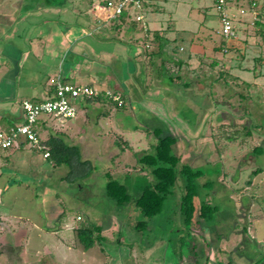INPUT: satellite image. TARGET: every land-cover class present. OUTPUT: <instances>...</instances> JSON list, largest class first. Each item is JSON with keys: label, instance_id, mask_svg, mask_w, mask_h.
Returning a JSON list of instances; mask_svg holds the SVG:
<instances>
[{"label": "rangeland", "instance_id": "rangeland-1", "mask_svg": "<svg viewBox=\"0 0 264 264\" xmlns=\"http://www.w3.org/2000/svg\"><path fill=\"white\" fill-rule=\"evenodd\" d=\"M61 1L67 5L74 2L79 8L84 6L81 9L83 14L92 13L88 12L91 0ZM93 1L101 4L105 0ZM58 7L61 11V6ZM142 12L145 16L143 21H135L134 15L104 20L105 14L99 12L101 21L106 22V29L113 32L114 38L132 43L128 51L131 55L140 50L143 64L137 65L133 78L123 82L119 60L123 59L122 53L127 54L124 47L119 46L118 54V44L114 40L100 39L85 32L82 43H78L74 53H81L84 47L89 52L86 66L83 67L86 75L84 78L69 79L76 84H89L119 94L125 92L126 87L132 90L133 83L136 88L134 100L123 99L124 103L121 104L108 97L93 99L85 107L83 102L77 115L66 122L48 114L39 117L40 122L45 119L49 125L48 130L37 128L40 138L46 139L52 133L62 136H67V131L73 133V140L78 141L74 144L81 148V153L83 151L82 157L93 163L92 172L87 171L85 175L77 177L68 164L55 166L44 156L43 150L30 143L18 148L0 147V211L5 209L6 215L16 217L14 219L23 216L30 221L28 241L24 240L20 245H0V264H124L123 260L126 264H132L128 257L124 259V248L131 251L133 264H185L187 257L193 256L190 251L193 244L202 248V255H215L210 261L205 257L200 259V264H212L216 259L225 264H235L231 256L241 255L236 253L230 240L235 235L229 222L224 221L223 225L214 217L191 228L185 226L180 210L185 178L180 173L163 210L151 218L144 216L135 202L136 198L144 187L154 184L157 179L139 159L144 153L153 152L157 138L151 137L146 124L142 125L146 116L138 111V104H145L148 109L159 112L149 120L152 129L161 127L165 134L177 138L173 151L182 158L179 168L186 163L201 171V176L196 180L198 195L195 199L198 207L204 202L212 206L221 205L220 194L217 193L236 190L240 193L239 198L242 197L241 202L249 199L243 197L246 192L256 193L258 198L254 203L256 207L259 205V209L264 183L254 178L251 172L252 169L264 167V157L257 158V154L255 158L251 157L254 146L264 144V0L228 2L227 13L235 33L232 38L223 36L224 24L216 0H150ZM39 14L46 19L52 15L44 8L39 10ZM34 17L31 15L27 23L36 20ZM122 18L124 22L120 20ZM84 20L85 26L92 21L88 18ZM69 21L75 23L77 18H70ZM45 25L43 28L54 27L52 22ZM149 28L164 32L168 28L171 31L173 28H186L190 32H197L195 42L201 45L191 51L189 64L179 68L177 62L181 59L177 55V48L181 43L187 46L191 36L175 44L176 35L165 32L169 46L164 42L165 47L158 49L154 38L147 39ZM61 29L65 27L62 25ZM184 47L178 52L185 55L188 49L184 50ZM242 58V67H230ZM214 60L217 63L213 64ZM58 61L56 57L49 63L52 69L46 68L45 76L49 74L52 83L49 89L51 93L59 70L52 65H57ZM159 68V73L166 76L164 81L167 82L163 84L164 87L160 84L161 88L157 90L159 84L153 73H158ZM143 74L151 76L149 83L143 82ZM196 74L201 76L202 83L195 81ZM169 76L178 78L174 85ZM186 82L189 84L187 91L173 88H186ZM28 97L29 100H36L29 94ZM150 98L158 100V107L147 104ZM20 137L23 138L22 135ZM65 139L72 144L70 137ZM79 168L88 170L85 166ZM108 173L126 185L131 195L128 202L118 204L107 195ZM56 206L59 210L65 208V219L74 225L101 226L105 239L98 241L94 233L90 236V239H95L94 246L86 254L80 247L75 259L68 256L64 259L63 255L61 258L55 252L40 254L43 242L37 235L38 228H41L38 223L46 225L52 221V210ZM141 220L147 221L143 228L138 227ZM33 222L36 226H33ZM56 223L53 221L50 224ZM196 227L199 230H195ZM243 248V258H237V261L247 264L246 255H251V252L247 246Z\"/></svg>", "mask_w": 264, "mask_h": 264}, {"label": "crops", "instance_id": "crops-1", "mask_svg": "<svg viewBox=\"0 0 264 264\" xmlns=\"http://www.w3.org/2000/svg\"><path fill=\"white\" fill-rule=\"evenodd\" d=\"M101 2L102 1H100V3ZM85 4L88 3L86 2ZM97 5L98 2H94L93 0H91L88 12L92 13L91 15H89L87 13L83 14V11L81 9L82 7L84 8V6L79 8V6L74 4V2L72 3V5H67V3L63 4L61 0H0V130H6L24 121L22 102L24 100H29L27 99L29 98L28 94L36 100L44 99L50 95L51 92L49 91V89L52 86V83L50 82L49 74H47L46 76L45 74L46 68L50 67L49 65H51L49 64L51 60L56 59V57L59 59L57 65H52L53 68H59L56 75H62L68 80H71V78L73 79L75 77L84 78V75H86V71L83 67L86 66L85 61L88 58L87 55L89 54V52L85 51V47L82 48V51L79 54L74 53V50L77 49L78 43L80 41L82 43V34L85 32L89 33L91 36H98L100 39L114 40L118 44V52L120 51L119 46L124 47L127 51V54L122 53L123 57L121 58L123 59L119 60V65L123 74V82L129 81L131 77H134L137 65L142 62L141 59L143 60L140 55V50L136 51L137 54L131 55V53L128 51L130 50L129 45H132V43L114 38L115 36L114 34H112L113 32H110L109 29H106V22L101 21V16L99 12H97V10L95 9ZM56 6H61V11L60 8H56ZM43 8L52 13V15L47 19L40 17L41 14H39V10L42 11ZM38 14L39 19L37 20ZM31 15H35L34 19L36 20L27 23ZM70 18H77V22H70ZM87 18L90 20L92 19V21L89 22L87 26H85L84 19L87 20ZM120 20L122 22L125 21L124 18ZM48 22H52L54 24V27H48V29L43 28L44 25ZM62 25L63 27H65V29H61ZM83 26L87 29H84ZM165 32H172L176 35V40L174 42L175 44L181 43V41L184 42V38L188 39V35L191 36L189 37L187 46L184 47L183 43H181L180 48H177V55L181 59L177 62L178 67L182 68L184 66H187L191 61V51L198 47L200 44H197V41L195 42V35L197 34V32H190V30L186 28H173L172 31L168 28ZM165 32L160 29L158 30L157 28L151 31L149 28L147 30V39L150 40L151 38H154V42L158 43V49L165 47V45L169 46V43H167L168 40L164 36ZM58 34H60V36L57 37ZM198 41L201 42V39H198ZM183 47L185 48L184 50L188 49V53H185V55L184 53L181 54L178 52L179 50L182 51ZM222 50H225L224 47L222 48ZM118 54H120V52ZM233 61L235 60L233 59ZM165 63H167V61H165ZM215 63H217V60L213 61V64ZM234 66L242 67L243 58L241 61H237L235 65H231L230 67ZM40 69L42 70V72L40 71ZM50 69H52V67H50ZM159 70L160 68L158 69V73H153L159 84L157 90L161 88V85L162 87H164L163 84L167 82L164 81V78L166 76L159 73ZM41 74H43L42 77L40 76ZM153 74L150 73V75ZM196 75L197 76H195L194 78L195 81L198 84L202 83L201 76H199L198 74ZM172 77L173 76H169V78ZM150 78L151 76L148 77V74H143V82L149 83L148 80L150 81ZM176 79L178 78H172V85L176 83ZM131 84V87H133L132 90H129L126 87V90L124 92L119 86L121 84L118 83V88L122 91L121 94L123 95L125 101L127 99L134 100L133 94L136 88H134L133 83ZM184 86H186V88L176 86H173V88L187 91L189 84L186 82ZM147 102L148 105H153V107H158L159 105L158 100L156 99L154 100L150 98V100H148ZM87 103L89 102L87 101L84 103V107L87 105ZM138 108V111L142 112L146 116V118H144L145 123H143L142 125L145 126L146 124V128L150 132L151 137L155 136L154 133L151 134L152 127L149 126V124L151 123V121L149 120L153 118L154 113L158 115L159 112L157 111V109H148L145 104H138ZM142 109H144L145 112ZM118 113L120 114L121 112L119 111ZM147 115H149L150 117L148 118ZM38 127H43L46 129L47 127H49V125L47 121L43 119L41 122L40 120L38 121L36 129ZM262 131L264 135V127ZM51 132H53V129H51ZM66 133L67 136L66 134H64L65 138L70 137L72 139V144L78 142L75 141V139L73 140V133L69 131H67ZM25 143L27 142L21 141L20 145H24ZM129 146H131V144ZM253 154L251 157L252 159L256 157V154L257 158L264 157V144L254 146ZM83 158L85 157L83 156ZM252 170L253 171L251 173L255 176L254 178H259L260 183H264V167H258L256 170ZM1 175L2 172H0V176ZM235 192L230 191L229 193L224 194L217 193L218 195L220 194L219 200L221 202V205H213L214 214L209 220H213V218L216 217L215 219H218L219 223H222L223 225L224 221L230 223V226L232 228V234L235 235L234 238L233 236L230 237V240L233 241L234 249L237 250L236 253L239 252V254H241L237 256H231L232 260L236 262L235 264L239 263L237 261V258H241V260L243 258L242 256L244 245L245 247L247 246V249H249V251L251 252V255H246L247 264H264V194L261 198L262 205L258 209L259 205L256 207L254 203V200L258 198V195H256V193H254L253 195L246 192L243 197L247 196L249 197V199H247L246 202H241L242 197L241 199L239 198L240 193H237L238 191L236 190ZM57 212L59 216H57L58 218H56ZM65 212V208L59 210L58 206H56L54 210H52V215L50 218V220L52 221H48L46 225L42 224V222L38 223L39 227L41 228L39 229L37 227V235L39 239H41V241L43 242L40 254L55 252L58 253L61 258L63 255L64 259L67 256L71 257L72 259H75V253L80 247L83 249V253L86 254L94 246L92 245L89 248H86L84 246L78 236L79 226L74 225L68 219H65ZM196 215L197 221L194 224H199L201 221L205 220L200 218L198 216V213ZM14 218L16 217L12 218V216L6 215L5 209H1V247L3 244L10 246H12L13 244L20 245L22 241H28L30 239V233L28 232V223H30V221L26 220L23 216H19L17 217V219ZM53 221H57V223L50 224ZM33 226H36L34 225V222ZM195 230L199 229L196 227ZM102 235L104 236L103 232ZM75 237L76 239H74ZM213 241L216 242V240H212V242ZM199 248L200 247H197L196 244H193L192 248L190 249L193 256H188L187 263L185 264H200L199 260L204 257L207 261H210L211 259L213 260V258H215V255H213V253H209L208 255H202L203 253L200 252L202 248ZM122 254H124L125 256L124 259L128 257L131 263L133 264L134 261L131 258L130 250L126 251V248H124L122 250ZM218 260L219 259L215 260L217 263H215V261L213 263L225 264L222 263V261ZM123 261V263L126 264V261ZM227 264L231 263L228 262Z\"/></svg>", "mask_w": 264, "mask_h": 264}, {"label": "trees", "instance_id": "trees-1", "mask_svg": "<svg viewBox=\"0 0 264 264\" xmlns=\"http://www.w3.org/2000/svg\"><path fill=\"white\" fill-rule=\"evenodd\" d=\"M105 91L104 89L103 92L94 98H88L86 102L93 99L110 98L105 94ZM121 97L124 99L123 95H121ZM151 131L157 138L154 150L153 152L144 153L139 161L144 166L151 169L157 181L152 185L144 187L142 193L135 201L143 211L144 216L146 218H151L163 210L165 201L173 193V186L176 183L177 174L180 173L185 178L184 193L180 200V210L184 217L185 226L188 228L192 227L197 221V213L202 219H211L214 214V206L204 202L198 208L195 202V198L198 194L196 180L200 176L201 171L186 163L179 168L182 158L173 151L177 138L173 135L165 134L161 128H154ZM41 141L48 147L49 155L47 158H49L55 166L63 163L68 164L72 169L71 171L75 172L77 177L85 175L87 171L88 173L93 171L94 166L91 160L83 159L81 148L76 144L68 143L64 136L52 133L48 138H44ZM80 166L88 167V170H82L79 168ZM107 179V195L113 198L118 204L128 202L131 195L126 185L109 173L107 174ZM146 222V220L139 221L138 227H145ZM94 233L98 236L96 237L98 241H103L104 236L102 235L101 226L87 224L78 227V236L86 248L91 247L95 243V239H90V236L94 235Z\"/></svg>", "mask_w": 264, "mask_h": 264}, {"label": "built area", "instance_id": "built-area-1", "mask_svg": "<svg viewBox=\"0 0 264 264\" xmlns=\"http://www.w3.org/2000/svg\"><path fill=\"white\" fill-rule=\"evenodd\" d=\"M223 21V36L232 38L235 36L234 27L230 24L231 17L227 13L230 0H216ZM150 0H105L95 8L97 12L105 14V19H116L128 15H134L135 21L144 20L145 5ZM102 19V18H101ZM54 91L41 100H24L22 108L24 121L6 130H0V147H19L21 141L30 143L33 147L43 150L44 155H49L48 147L43 144L36 129L41 114H48L61 122H66L75 117L78 109L88 98L96 97L104 89H98L89 84H76L62 75H57L53 84ZM105 94L112 100L123 104L121 94L106 90ZM23 136L20 139V136ZM80 218V216H79Z\"/></svg>", "mask_w": 264, "mask_h": 264}]
</instances>
